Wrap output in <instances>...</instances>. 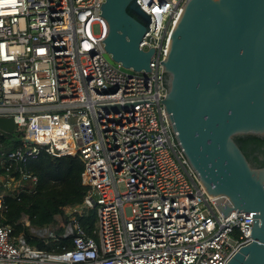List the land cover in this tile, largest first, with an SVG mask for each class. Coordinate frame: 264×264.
Listing matches in <instances>:
<instances>
[{"label": "built area", "instance_id": "built-area-1", "mask_svg": "<svg viewBox=\"0 0 264 264\" xmlns=\"http://www.w3.org/2000/svg\"><path fill=\"white\" fill-rule=\"evenodd\" d=\"M186 1L136 0L150 17L139 47L154 50L150 72L136 73L104 50L105 0H0V118L13 120L20 143L1 157L24 165L42 151L76 156L86 188L64 209L67 221L30 228L49 250L0 225V264H227L251 242L252 212L222 216L174 144L160 102V62ZM19 173L17 186L36 181ZM89 210L94 237L77 221Z\"/></svg>", "mask_w": 264, "mask_h": 264}, {"label": "water", "instance_id": "water-1", "mask_svg": "<svg viewBox=\"0 0 264 264\" xmlns=\"http://www.w3.org/2000/svg\"><path fill=\"white\" fill-rule=\"evenodd\" d=\"M101 16L111 61L149 73L154 50L139 44L150 17L136 0H105ZM160 64L174 144L223 217L252 212L251 242L227 264H264V168H253L235 142L264 137V0H187ZM14 127L0 118L5 139L14 141Z\"/></svg>", "mask_w": 264, "mask_h": 264}, {"label": "trees", "instance_id": "trees-1", "mask_svg": "<svg viewBox=\"0 0 264 264\" xmlns=\"http://www.w3.org/2000/svg\"><path fill=\"white\" fill-rule=\"evenodd\" d=\"M3 141L5 138L0 136L1 145ZM13 142L14 148L20 144ZM235 142L253 168H264V137L245 135L235 138ZM9 164L0 154V175L5 174V168L10 166L6 172L9 176L19 180V171L22 170L24 174L35 177L36 181L21 180L13 191L3 188L5 209L0 212V225L9 226L13 237L23 236L28 245L49 250L51 244L45 245L31 233L30 228L41 229L55 225L60 216L67 221L64 209L80 204L86 194V188L81 183L83 164L76 156L55 157L43 151L24 165L15 162ZM22 216L27 217L29 226L23 224ZM77 221L88 235L94 237V210L78 217ZM57 244L69 246L67 240L62 238Z\"/></svg>", "mask_w": 264, "mask_h": 264}, {"label": "rangeland", "instance_id": "rangeland-1", "mask_svg": "<svg viewBox=\"0 0 264 264\" xmlns=\"http://www.w3.org/2000/svg\"><path fill=\"white\" fill-rule=\"evenodd\" d=\"M108 57V56H107ZM109 58V57H108ZM17 136L18 137H21V135H19V134H17ZM15 147V144H14V142L13 141H11V140H8V139H5V141H3V145H1L0 146V152H4V153H7V152H12V151H14V148ZM1 154V153H0ZM1 163L3 164V159H1ZM2 175V174H1ZM0 175V182H3V178L4 177H2ZM11 179V180H10ZM8 181H9V184H10V186H9V189L10 190H13L14 189V187H16L17 186V184H18V182L14 179V178H10ZM1 192V191H0ZM63 221V217L62 216H60L58 219H57V221Z\"/></svg>", "mask_w": 264, "mask_h": 264}]
</instances>
